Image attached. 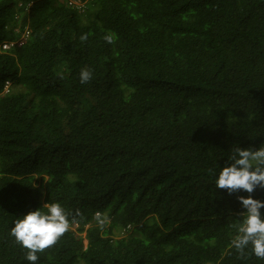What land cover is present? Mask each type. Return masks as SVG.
I'll return each instance as SVG.
<instances>
[{"label": "trees", "instance_id": "16d2710c", "mask_svg": "<svg viewBox=\"0 0 264 264\" xmlns=\"http://www.w3.org/2000/svg\"><path fill=\"white\" fill-rule=\"evenodd\" d=\"M81 1L0 0V264H32L10 227L42 197L77 227L36 264H264L214 183L264 147V0Z\"/></svg>", "mask_w": 264, "mask_h": 264}, {"label": "clouds", "instance_id": "9594fccd", "mask_svg": "<svg viewBox=\"0 0 264 264\" xmlns=\"http://www.w3.org/2000/svg\"><path fill=\"white\" fill-rule=\"evenodd\" d=\"M73 8H81L85 3L81 0H67L66 2ZM26 31L24 34H27ZM80 39L86 40L87 34H82ZM103 39L107 43H112L114 37L110 33H106ZM6 43V42H4ZM2 43V48L3 47ZM7 44V43H6ZM91 70L81 69L79 79L81 83H85L91 79ZM10 82L6 80L0 91V94H6L10 91ZM21 179L22 177H18ZM39 178V177H37ZM12 179H16L12 177ZM13 183L12 187L3 191L7 196L9 203H14L21 199L23 205L28 197L27 194L20 195L23 190L22 182ZM214 183L216 188L227 189L229 193L236 189H242L249 195L239 196V202L243 209L242 222L238 228V234L231 240V246L238 253L244 254L245 249L250 246L251 254L259 259H264V200L254 198L251 193L257 186L264 188V147L255 150L252 148L237 147L232 154L227 157L224 166L220 167L214 174ZM38 184V183H37ZM46 210H43L45 209ZM11 211V209H9ZM13 217L12 226L10 227V235L15 242L23 249H27L24 260L36 264L39 257L37 253H48L50 255L56 251L63 242L67 241V232L74 231L77 224H70L68 213L59 202L45 201L41 198V206L27 208ZM97 214V212H96ZM103 221H101V224ZM86 227L88 224L85 225ZM133 225L127 224L118 232V236L128 235ZM82 248L85 249L88 240L85 238V231L81 232Z\"/></svg>", "mask_w": 264, "mask_h": 264}, {"label": "built area", "instance_id": "2783aa9c", "mask_svg": "<svg viewBox=\"0 0 264 264\" xmlns=\"http://www.w3.org/2000/svg\"><path fill=\"white\" fill-rule=\"evenodd\" d=\"M3 47H8V44L4 43V44H3Z\"/></svg>", "mask_w": 264, "mask_h": 264}]
</instances>
